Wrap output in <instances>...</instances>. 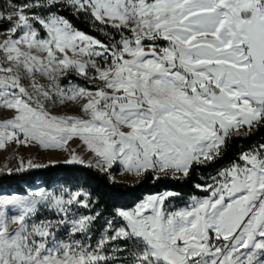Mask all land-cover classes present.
<instances>
[{
    "label": "snow or ice",
    "instance_id": "6c2138e0",
    "mask_svg": "<svg viewBox=\"0 0 264 264\" xmlns=\"http://www.w3.org/2000/svg\"><path fill=\"white\" fill-rule=\"evenodd\" d=\"M0 36V151L66 152L112 184L116 168L191 183L264 129V0H0ZM67 102L80 114L49 110ZM44 166L19 157L7 172ZM192 186L205 195H147L102 222L83 189L0 195V264H264V140Z\"/></svg>",
    "mask_w": 264,
    "mask_h": 264
},
{
    "label": "trees",
    "instance_id": "16d2710c",
    "mask_svg": "<svg viewBox=\"0 0 264 264\" xmlns=\"http://www.w3.org/2000/svg\"><path fill=\"white\" fill-rule=\"evenodd\" d=\"M59 14L68 19L74 27L86 34L92 35L105 42L108 41V37L102 35L97 28L93 27L88 22L86 16H77L70 9L60 10ZM261 140H264V129L250 138H237L233 140L224 159L217 162L215 165H210L207 168L199 170L197 178L191 183H180L171 180L152 182L151 179H145L140 183L119 182L112 184L108 181L106 176L98 173L94 169L83 165H66L59 163L12 174L1 173L0 191L8 190L16 193H23L26 187H31L36 183H40L45 187L58 183L71 187L72 189H83L90 192L92 194V199L96 201L92 208L107 215L116 208L127 209L132 207L146 195L157 194L165 190L176 191L180 193L182 198L201 195L202 192L193 187V184L202 183L204 180H207L208 177L215 175L218 168L223 167L233 160L241 151Z\"/></svg>",
    "mask_w": 264,
    "mask_h": 264
},
{
    "label": "rangeland",
    "instance_id": "374dc122",
    "mask_svg": "<svg viewBox=\"0 0 264 264\" xmlns=\"http://www.w3.org/2000/svg\"><path fill=\"white\" fill-rule=\"evenodd\" d=\"M2 39H4V37L0 36V40H2ZM69 79H71L72 83H78V84H81V85L86 86V87H91L90 83L84 81V79L82 77L75 76V74H72L69 77ZM37 82L41 83V84H47L48 83L47 80L40 78L39 76L37 77ZM24 83L26 86H28V84H29V82L27 80H25ZM61 83L67 84L68 79H63L61 81ZM49 110L53 114H57V115H64V114L78 115V114H80V110H79L78 106H76L75 104H73L71 102H67L63 105H61V104L50 105ZM11 115H12L11 112L0 110V119L8 118ZM69 147L75 148L77 150V153L79 155H82L85 160H88L89 157L91 156V153L85 151L84 146L81 145V142L79 140H73V141L69 142ZM14 149H15V145H12V146H9L6 150L0 151V174L1 173H8L7 169L15 170L19 166V157H23V159L25 161L31 160L35 164H40V165H45V166L51 165L50 161H53V160L58 161V163H56V164H59V163L64 164L63 161L66 158H68V153L61 152V151L40 150L37 147H29V148L20 147L18 149V153H14ZM40 168H42V167H40ZM32 169H38V168H32ZM12 173H15V171H13ZM114 175L116 177V180L119 182H124V183L135 182V178H133V177H130L127 175L121 176L119 168H116L114 170ZM39 188H45L47 191H57V192L61 188L68 189L69 191L78 190V189H72L71 187H67V186H64V185H61L58 183L52 184L49 187H45L44 185H42L40 183H36L35 185H33L31 187H26L25 191L23 193H16L14 191H8V190H1L0 195H10V194L27 195L30 191H35ZM162 192H164V191H162ZM162 192H160V193H162ZM204 195H205V193L202 192L201 195H194V196L202 197ZM191 197L192 196L182 198L180 195V198L172 199L171 203L176 205L177 207H182V206H184V204L186 202L190 201ZM91 211L95 212L97 210H94L92 208ZM79 212L82 214H87L88 210L81 208V209H79ZM39 215H40V218H52L53 213L47 209L42 208L40 210ZM106 218H107V215H105L101 219V222L103 221V219H106ZM93 237L95 238V233H93Z\"/></svg>",
    "mask_w": 264,
    "mask_h": 264
}]
</instances>
